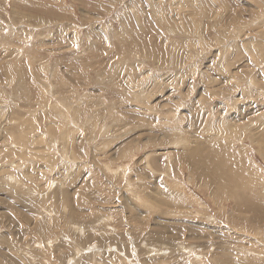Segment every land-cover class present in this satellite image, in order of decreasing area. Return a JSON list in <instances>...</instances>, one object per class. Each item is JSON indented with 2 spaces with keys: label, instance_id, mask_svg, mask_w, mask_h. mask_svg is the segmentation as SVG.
Wrapping results in <instances>:
<instances>
[{
  "label": "rangeland",
  "instance_id": "1",
  "mask_svg": "<svg viewBox=\"0 0 264 264\" xmlns=\"http://www.w3.org/2000/svg\"><path fill=\"white\" fill-rule=\"evenodd\" d=\"M93 263L264 264V0H0V264Z\"/></svg>",
  "mask_w": 264,
  "mask_h": 264
},
{
  "label": "bare ground",
  "instance_id": "2",
  "mask_svg": "<svg viewBox=\"0 0 264 264\" xmlns=\"http://www.w3.org/2000/svg\"><path fill=\"white\" fill-rule=\"evenodd\" d=\"M257 25V24H256ZM236 37V36H235ZM262 46V45H261ZM68 143V142H67ZM67 154V153H66ZM239 155V154H238ZM66 156L67 155H65V158H66ZM73 157H76V156H73ZM71 158V157H70ZM69 159V158H68ZM66 161V160H65ZM68 161V160H67ZM67 161H66V163H67ZM71 160H69V162H70ZM74 161V160H73ZM109 170H111V169H109ZM127 172V171H126ZM64 178V177H63ZM73 178V177H72ZM61 179V178H60ZM65 179V178H64ZM56 180V179H55ZM67 180V179H66ZM66 182H68V180L66 181ZM60 184H62V183H60ZM63 184H66L65 182L63 183ZM72 187V186H71ZM255 187V186H254ZM65 192V191H64ZM63 196H64V193L62 194ZM177 198V197H176ZM59 199V198H58ZM60 200V199H59ZM185 200V199H184ZM58 201V200H57ZM137 207V206H136ZM146 214V213H145ZM104 219V218H103ZM45 225V224H44ZM92 226V225H91ZM193 230V229H192ZM42 232V231H41ZM162 232V231H161ZM162 235V234H161ZM93 238V237H92ZM77 239H78V237H77ZM70 245V244H69ZM94 245V244H93ZM10 246H12L13 247V245H12V243L10 244ZM9 246V248L11 249L12 247H10ZM18 246L16 245V248H17ZM14 248H15V244H14ZM15 248V249H16ZM93 248V247H92ZM95 248V247H94ZM14 249V250H15ZM18 249V248H17ZM9 250V249H8ZM13 250V249H12ZM11 251V250H10ZM17 251V250H16ZM78 254V253H77ZM194 254V253H193ZM258 256H261V255H258ZM86 258H87V256H86ZM85 261V260H84ZM62 263V262H61ZM89 263V262H88ZM91 263V262H90ZM94 264V263H93Z\"/></svg>",
  "mask_w": 264,
  "mask_h": 264
}]
</instances>
